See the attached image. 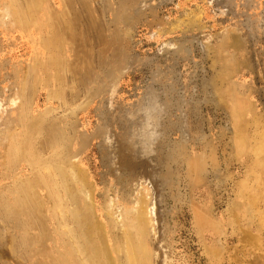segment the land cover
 <instances>
[{
	"label": "rangeland",
	"instance_id": "rangeland-1",
	"mask_svg": "<svg viewBox=\"0 0 264 264\" xmlns=\"http://www.w3.org/2000/svg\"><path fill=\"white\" fill-rule=\"evenodd\" d=\"M65 2L0 0V264H82L76 165L118 264H264V0Z\"/></svg>",
	"mask_w": 264,
	"mask_h": 264
},
{
	"label": "bare ground",
	"instance_id": "bare-ground-1",
	"mask_svg": "<svg viewBox=\"0 0 264 264\" xmlns=\"http://www.w3.org/2000/svg\"><path fill=\"white\" fill-rule=\"evenodd\" d=\"M66 0H55V3L58 5V13L57 16H61V15H65V13H63L65 11V7H66ZM67 1H70V0H67ZM1 4V3H0ZM12 4V3H11ZM67 4L69 5V2H67ZM31 6V5H30ZM35 6V5H34ZM63 6V8H61ZM4 7V6H3ZM37 8V7H36ZM113 10L115 11V6L112 7ZM30 9V8H29ZM6 10H8V6H6ZM38 10V9H37ZM55 10V8H54ZM32 12V11H31ZM6 13V12H5ZM19 13V19L21 18V24L22 26H25L27 23H25L23 20H26V19H22V15L24 14L23 12H18ZM34 13V12H33ZM59 13H63V14H59ZM55 14V15H56ZM93 14V13H92ZM116 14V13H115ZM114 14V15H115ZM201 14V13H200ZM9 15H10V12H9ZM86 17V16H85ZM89 18V17H88ZM116 18H117V15H116ZM116 18H114V21H116ZM58 21H60L59 18H57ZM87 19V18H86ZM4 20V19H3ZM77 20V19H76ZM88 20V19H87ZM27 21V20H26ZM99 21V20H98ZM97 21V22H98ZM17 22V21H16ZM19 22V21H18ZM89 22V21H88ZM95 22V23H97ZM25 23V24H24ZM19 25V24H18ZM80 25V24H79ZM98 25V23L96 24ZM20 26V25H19ZM89 26V24H88ZM100 26V24H99ZM98 26V27H99ZM90 28H92L91 26L88 27V33L86 35L85 32L87 31H84V29H80L81 31H79V33L82 35L83 39L84 36L89 38V35H92L93 34V31L89 30ZM95 29V27H94ZM31 31H29L28 33H26L27 37L29 38H32L34 39L32 44L35 46V50L38 51L36 53L40 54L41 58H43V51L45 47L37 44L36 41H38L36 39V37H38L39 35V32H35L33 33L32 30H34L33 28L30 29ZM71 28L67 25L65 26L64 28H61V31H60V35L62 38H66V34H69ZM96 30V29H95ZM24 35V33H22ZM59 34V33H58ZM94 35V34H93ZM97 35V33H96ZM60 37V38H61ZM76 38H77V33L76 34H71V37H69V39L71 41H73V44L74 42L76 41ZM93 38V37H92ZM96 39V38H95ZM62 40V39H61ZM67 41V39H65ZM88 40V39H87ZM86 40V42H87ZM64 41V39H63ZM62 41V42H63ZM58 42V41H57ZM61 42V41H60ZM88 42H91V41H88ZM51 44L53 45V42L51 41ZM72 44V43H71ZM44 45V44H43ZM48 45V43L46 44ZM45 46V45H44ZM49 49L52 50V47L49 46ZM42 50V52H41ZM48 50V49H47ZM57 51V50H56ZM35 52V51H34ZM49 54H50V51L48 50ZM65 52V51H64ZM77 53V51H76ZM38 54H36V56L38 57ZM70 54V53H69ZM72 57V56H71ZM100 62L103 61V57L100 58V56L98 57ZM112 64H111V67L114 69L116 68V66L118 65V60H115V57L112 58ZM65 63V62H64ZM72 64V63H71ZM73 66V65H72ZM78 68V67H77ZM53 70V69H52ZM55 70V69H54ZM74 70V68H73ZM77 72V71H76ZM81 72V71H80ZM78 74V72H77ZM42 77L44 76V72H42L40 74ZM80 75V74H79ZM75 76V75H74ZM55 77V76H54ZM22 78V77H21ZM59 79V78H58ZM53 82V81H52ZM54 84H52L51 86L53 87ZM51 90V89H50ZM21 93L22 94V89L18 92V94ZM55 96V95H54ZM20 98V96L18 95V97L15 99V103H17V106L15 107L14 110H18L20 109L22 106H23V102L19 103L18 102V99ZM244 108V107H243ZM239 113V112H238ZM37 120L38 119H34L32 120V122L34 123H37ZM239 123V122H238ZM239 125V124H238ZM238 127V126H237ZM240 127V126H239ZM256 137H255V142L253 144H249V138L246 134H244V129L241 131V134H240V138H241V141L243 142L244 145H248L252 151H254V153L256 155H259L261 153H264V129L263 130H258V132L256 133ZM239 138V139H240ZM254 139V138H253ZM76 140V139H75ZM77 141V140H76ZM240 143V142H239ZM241 144V143H240ZM244 147V146H243ZM245 149V148H244ZM243 150V149H242ZM33 163V161H32ZM73 164V163H72ZM76 170V173L79 175V180H81V183L84 184V188H85V194H87L88 196V199L84 197L85 199V202L84 201H80L77 203V209H76V216H77V220H79L80 222H78L77 224H80V228L82 229V235L78 236L77 235H73L75 236V238L77 237V239H75L76 242H78L80 248H77L76 245L73 246L74 249L77 248L76 250V254L77 256H79V259L82 261V264H118V260L116 258V252L113 250V248L110 246V244H108V240H107V243L103 241V244L100 243V244H90V245H86L84 242L80 241V237H84L85 239L87 238H90V237H95L96 240H99L98 238L101 239H104L105 238V235H108L107 234V229L105 227V224L100 221L99 219H97V217H93L91 220L87 221L86 218H83L84 214L82 212H84L87 216H89V211L91 210V206L93 205L94 206V198L92 196V193H89V186L90 183H88L87 181V177L85 176L87 174V170L86 168H84L83 166L81 165H76L75 168ZM260 174V173H259ZM58 180V179H57ZM258 181V180H257ZM263 182V181H261ZM63 183V182H62ZM64 184V183H63ZM94 184V183H93ZM55 185V184H54ZM57 185V184H56ZM63 186V185H62ZM53 189V188H52ZM64 190V189H63ZM54 191V190H53ZM60 193V192H59ZM58 193V194H59ZM54 196V195H53ZM63 197V196H62ZM83 197V195H82ZM81 197V198H82ZM61 198V197H60ZM83 199V198H82ZM56 200V199H55ZM65 200V199H64ZM61 201V200H60ZM255 201V200H254ZM57 202V201H56ZM93 202V203H92ZM69 203V202H68ZM67 203V205H68ZM85 203V204H84ZM71 204V203H70ZM145 204L146 202L142 200V203L141 205L139 206V213H138V217L143 219L146 217V209H145ZM58 205V204H57ZM256 205V204H255ZM254 205V206H255ZM63 208V207H62ZM71 208V207H70ZM35 210V209H34ZM97 213V212H96ZM63 214V213H62ZM237 215V214H236ZM102 216V215H101ZM73 218V217H72ZM86 219V220H85ZM65 221V220H64ZM112 221V220H111ZM115 221V220H114ZM73 222V221H72ZM116 222V221H115ZM113 223V222H112ZM114 224V223H113ZM70 226V225H69ZM72 230V229H71ZM68 231V230H67ZM81 233V232H80ZM73 234V233H72ZM72 236V237H73ZM74 243V242H73ZM88 244H89V241H88ZM65 247V246H64ZM72 251V250H71ZM71 251L69 250L68 252L71 253ZM60 252V251H59ZM74 252V251H73ZM121 252V251H119ZM57 253V252H56ZM67 253V252H66ZM60 255V254H59ZM62 257V255H61ZM134 257V256H131V258ZM98 258V260H97ZM74 259H78L77 257L74 258ZM58 261V260H57ZM69 263V262H68ZM72 263V262H71ZM72 264H77L76 260H74V262Z\"/></svg>",
	"mask_w": 264,
	"mask_h": 264
}]
</instances>
